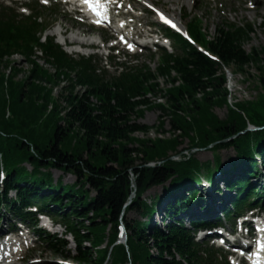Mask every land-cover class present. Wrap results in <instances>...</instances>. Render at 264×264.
Returning a JSON list of instances; mask_svg holds the SVG:
<instances>
[{"label":"trees","instance_id":"1","mask_svg":"<svg viewBox=\"0 0 264 264\" xmlns=\"http://www.w3.org/2000/svg\"><path fill=\"white\" fill-rule=\"evenodd\" d=\"M199 24L193 23L191 29L204 41ZM42 25L36 17L19 18L16 12L0 7V167L3 164L7 172L6 188L0 186V205L5 204L9 213L31 218L33 213L22 210L29 199H42V206L50 208L45 190L63 189L68 194L65 198L50 194L51 200L63 206L55 210L76 239L74 258L80 262L103 264L108 259L111 264H219L213 251L207 249L208 257L203 256L191 230L174 219L188 197L168 204L165 214L172 221L165 222V228L157 225L150 230L151 222L129 221L125 216L137 211L152 217L160 197L149 202L143 195L154 186L168 182L173 188L184 186L202 167L212 174L211 162H201L192 153L195 147H232L239 161H250L254 166L247 173L259 169L253 156L255 148L264 165V129L243 133L249 123L264 126V45L246 49L254 31L251 24L219 26L215 39L206 44L220 62L180 39L182 53H165L155 71L146 66L107 79L106 73L96 71L91 59L76 61L50 39L45 46L57 62V72L51 74L35 64L24 79H17L20 70L15 67L6 75L3 58L15 51L29 57L31 43L38 40L36 33ZM225 66L252 83L257 95L231 103ZM251 66L256 69L254 73L249 70ZM61 74L66 85L55 97L53 87L60 83ZM158 76L171 84L166 90L169 107L157 105L169 117L171 127L167 131L164 116H160L154 129L169 136L141 138L136 131L147 134L153 126L137 121L144 115L142 106L147 99L135 98L157 93ZM78 84L86 85V90L76 91ZM91 96L99 103H92ZM224 106L227 114L221 118L214 109ZM186 140L189 147L180 148ZM185 150L188 154L181 160L171 159ZM231 161L234 163L235 158ZM149 162L156 165L148 166ZM216 162L220 165L219 155ZM53 168L73 173L78 180L66 185L60 178L56 184ZM230 184L229 188L243 186L240 179ZM10 190H16V199L9 197ZM165 190L171 192L167 186ZM133 191L136 195L129 203ZM121 219L129 229L128 246L111 247ZM106 239L108 245L103 247ZM45 242L57 252H66V239L48 237Z\"/></svg>","mask_w":264,"mask_h":264},{"label":"rangeland","instance_id":"2","mask_svg":"<svg viewBox=\"0 0 264 264\" xmlns=\"http://www.w3.org/2000/svg\"><path fill=\"white\" fill-rule=\"evenodd\" d=\"M8 2V0H0V2ZM246 0H196L195 5L192 6L190 4V0H157L158 4L163 7L164 9L170 11L172 14L176 11V14L179 15L182 12H188L191 16H199L203 21V27H205L207 32H211L210 35L213 33L216 34L217 28L219 25H224L228 22H235L237 24H243L244 22H252L255 27V32L252 35V39L249 43L245 45L247 50H250L253 46H262L264 45V30L261 28V23L258 21L257 17L259 14L264 13V0H260L256 2V0H251V2H255V8H248L245 4ZM10 4H13L11 0H9ZM54 3V1H52ZM177 3V4H176ZM174 4V6H173ZM177 6V10L175 9ZM61 10V15L52 23L53 25L50 26V29L48 32H51V34H54L55 31L64 28L67 29V36L71 37L72 35L77 34L78 32H82L83 36H95L98 37V33H103L102 31H98L96 29H92L89 26H82L77 25L75 21L72 22L71 18H73L70 13L66 11L63 6H59ZM173 8V9H172ZM172 9L173 12L170 10ZM22 10V9H21ZM180 16V15H179ZM155 18L151 13L144 14L141 22L144 21H153ZM184 23L188 22V19L183 18ZM141 26V24H139ZM141 28V27H139ZM76 43V42H74ZM75 45V44H72ZM99 48V47H98ZM94 52H97L102 57L104 54H106V50L99 48V51H97V48L93 50ZM150 52H145L141 55H129L128 53L122 54L121 57H119L120 62H124L128 66H140L141 64H147L150 66L151 69L155 70L158 65V59H159V52L156 53L155 57L152 58ZM80 54H76L75 56H79ZM19 62L22 64H26V61L24 59H19ZM102 64H106V61H104V57L102 58ZM111 68V72L114 73L116 67L115 66H109ZM249 70L251 72H255V67L251 66L249 67ZM231 73V69L229 70ZM229 80L227 82V87L229 88L233 100H244V99H251L254 96L257 95V91L255 88H253L252 83L247 82L243 75L241 74H229L228 76ZM162 85V82H160ZM166 86V84H164ZM155 104V103H152ZM156 105V104H155ZM215 112L221 117L224 118L227 114V108L224 107H216ZM164 116V119L166 121L165 129L167 131L170 130V122L169 117L164 115L163 111L160 110L157 107L151 106L148 109H145L144 115L139 119L142 123H145L147 125L153 126V129L150 130V135L154 136L158 134V132L154 129L155 126L159 124V117ZM141 135L142 133H138ZM165 136H169L168 133H166ZM189 143L186 140L184 145H182L180 148H188ZM192 153L201 161V162H213L214 155L218 153V155L221 157L222 160V167H227L231 165V159L236 158V151L232 148H226L220 151H214L212 149H205L200 147H195L192 149ZM181 155L174 156V159H180ZM216 166L213 164L211 165V170H213ZM206 170V169H205ZM53 177L55 180H57L59 177H62L65 184H73L78 179L73 174H65L58 170H53ZM168 187L169 184L165 185ZM222 186V183H220L219 187ZM165 190L163 186H157L153 187L150 190H148L144 194V199L147 201L155 200V197L160 196L161 194H164ZM91 196L95 195V192L92 191L90 193ZM14 196V194H11V197ZM8 215L2 214V217H7ZM129 221L130 220H137L142 219L143 217L141 214L137 211H131L126 214L125 216ZM2 219V222H3ZM161 222V217H156V224ZM0 227L7 229L9 226L6 222L3 224H0ZM56 229L60 232L58 233L59 236L61 235V231L64 229L62 226L56 227ZM70 240V237H68ZM107 240V239H106ZM103 247L106 246V242L102 245ZM69 248L71 250V253L74 252L75 246L73 243H70ZM36 259H41L42 263L39 264H60V262H64L65 260L73 261L71 258L66 259L62 256L54 255L53 252L48 251L47 248L43 247L42 245H35L33 249L29 251V255L27 256L26 260L24 262H19L18 264H30L31 262L35 261Z\"/></svg>","mask_w":264,"mask_h":264},{"label":"bare ground","instance_id":"3","mask_svg":"<svg viewBox=\"0 0 264 264\" xmlns=\"http://www.w3.org/2000/svg\"><path fill=\"white\" fill-rule=\"evenodd\" d=\"M68 40H70L71 43L75 44V45H69ZM62 45H64L65 49L69 52V53H84L86 54V49L84 48V44L88 45L92 42H95L96 39L93 37L91 38H83L82 34L77 33L76 35L72 36V38H68V37H63L62 32H59V36H58V40ZM76 42V43H74ZM232 168V167H231ZM4 230V229H3ZM25 240V239H24ZM23 240V241H24ZM13 249L16 248L15 245L11 244L10 245ZM10 246H8L7 248H10ZM21 260V257H19L18 254L12 255L11 257L7 258L5 264H17V261ZM42 263L40 261H34L30 264H39Z\"/></svg>","mask_w":264,"mask_h":264},{"label":"snow or ice","instance_id":"4","mask_svg":"<svg viewBox=\"0 0 264 264\" xmlns=\"http://www.w3.org/2000/svg\"><path fill=\"white\" fill-rule=\"evenodd\" d=\"M162 15V14H161ZM165 20H166V22L167 23H169V24H172V21H170V20H167V18H164ZM173 27H175V25L173 24Z\"/></svg>","mask_w":264,"mask_h":264}]
</instances>
